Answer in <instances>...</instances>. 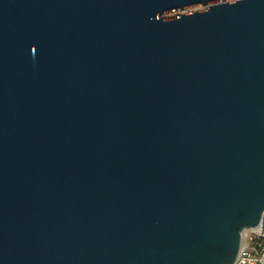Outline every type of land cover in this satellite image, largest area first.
I'll list each match as a JSON object with an SVG mask.
<instances>
[{
    "label": "water",
    "instance_id": "water-1",
    "mask_svg": "<svg viewBox=\"0 0 264 264\" xmlns=\"http://www.w3.org/2000/svg\"><path fill=\"white\" fill-rule=\"evenodd\" d=\"M257 226L264 0H0V264H234Z\"/></svg>",
    "mask_w": 264,
    "mask_h": 264
},
{
    "label": "built area",
    "instance_id": "built-area-1",
    "mask_svg": "<svg viewBox=\"0 0 264 264\" xmlns=\"http://www.w3.org/2000/svg\"><path fill=\"white\" fill-rule=\"evenodd\" d=\"M234 264H264V229L261 226L246 229Z\"/></svg>",
    "mask_w": 264,
    "mask_h": 264
},
{
    "label": "rangeland",
    "instance_id": "rangeland-1",
    "mask_svg": "<svg viewBox=\"0 0 264 264\" xmlns=\"http://www.w3.org/2000/svg\"><path fill=\"white\" fill-rule=\"evenodd\" d=\"M202 6H191V7H187L183 10H176V11H166L164 12L163 16L164 17H169V16H174V15H178L182 12H193V11H198L201 10Z\"/></svg>",
    "mask_w": 264,
    "mask_h": 264
},
{
    "label": "bare ground",
    "instance_id": "bare-ground-1",
    "mask_svg": "<svg viewBox=\"0 0 264 264\" xmlns=\"http://www.w3.org/2000/svg\"><path fill=\"white\" fill-rule=\"evenodd\" d=\"M245 232V231H244Z\"/></svg>",
    "mask_w": 264,
    "mask_h": 264
}]
</instances>
